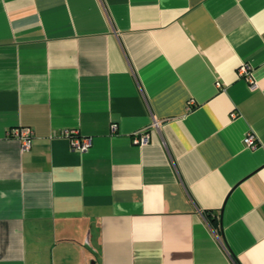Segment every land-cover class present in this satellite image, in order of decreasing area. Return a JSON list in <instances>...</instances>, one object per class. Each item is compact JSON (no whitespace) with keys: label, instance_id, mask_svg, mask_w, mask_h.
Returning <instances> with one entry per match:
<instances>
[{"label":"crops","instance_id":"crops-1","mask_svg":"<svg viewBox=\"0 0 264 264\" xmlns=\"http://www.w3.org/2000/svg\"><path fill=\"white\" fill-rule=\"evenodd\" d=\"M0 264H264V0H0Z\"/></svg>","mask_w":264,"mask_h":264},{"label":"built area","instance_id":"built-area-1","mask_svg":"<svg viewBox=\"0 0 264 264\" xmlns=\"http://www.w3.org/2000/svg\"><path fill=\"white\" fill-rule=\"evenodd\" d=\"M239 75L241 77L247 78V80L251 82V86L253 88L256 87V83L253 81L251 72L247 65H243L241 67V69L239 70ZM218 86L220 87V84H218ZM193 104L194 101L191 102V105ZM158 124V122H155V126H158ZM112 129L116 130L117 124H112ZM65 135L70 140L73 150L86 152L91 148V137H81L75 130H67L65 132ZM12 136L21 143L22 149L24 151L31 149L33 141V131L31 128H18L14 130ZM133 142L138 146L147 145L149 143V134L144 131L137 132L133 135ZM245 144L251 148H256L258 145L253 134L247 135V137L245 138Z\"/></svg>","mask_w":264,"mask_h":264}]
</instances>
